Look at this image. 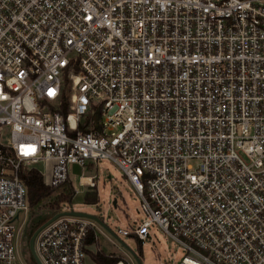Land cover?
Listing matches in <instances>:
<instances>
[{
  "label": "built area",
  "instance_id": "obj_1",
  "mask_svg": "<svg viewBox=\"0 0 264 264\" xmlns=\"http://www.w3.org/2000/svg\"><path fill=\"white\" fill-rule=\"evenodd\" d=\"M99 160L140 198L118 234L264 264V0H0V264H20L21 171L93 188ZM92 225L43 227L39 264H84Z\"/></svg>",
  "mask_w": 264,
  "mask_h": 264
},
{
  "label": "rangeland",
  "instance_id": "obj_2",
  "mask_svg": "<svg viewBox=\"0 0 264 264\" xmlns=\"http://www.w3.org/2000/svg\"><path fill=\"white\" fill-rule=\"evenodd\" d=\"M36 168L40 169V166ZM69 168V180L74 188V195L68 205L61 204L59 206L58 212L68 207L74 211L93 215L100 219L108 230L123 243L122 245L106 229L87 219L93 224L96 242L88 245V253L84 264H95L91 259V254L95 253L98 248L106 254L119 256L125 264H136L125 247L139 256L141 264H176L185 255L186 252L183 248L173 238L164 234L155 224L149 227L150 237L141 244L140 249L135 238L118 234V229L129 230L135 226V223L140 222L142 213L139 207V195L134 191L117 165L110 161L99 160L96 167L87 166L83 174L95 177L93 188L79 185L80 168L75 165ZM86 192L95 195L94 202L84 200ZM53 196V194L50 195L39 206H29V210L21 214V218L24 219L25 230L17 243V255L20 264H37L28 249L27 227L32 220L38 219L39 215H43L39 222L43 221L44 214H48L49 210L41 207V205L43 206ZM139 251L141 255H139Z\"/></svg>",
  "mask_w": 264,
  "mask_h": 264
},
{
  "label": "trees",
  "instance_id": "obj_3",
  "mask_svg": "<svg viewBox=\"0 0 264 264\" xmlns=\"http://www.w3.org/2000/svg\"><path fill=\"white\" fill-rule=\"evenodd\" d=\"M20 178L25 184L27 191H28V204L30 207L39 206V204L46 200L50 195H54L52 198L48 199L46 203L41 207L47 208L48 214H44L45 218L42 222H39L41 217L43 215H39L38 219L32 220L28 227H27V236L30 237V235L33 233L35 229H37L43 222H45L51 215L58 212V208L61 204H69L73 195H74V188L72 186V183L70 181H65L61 184H59L56 187H49L46 186L43 183V178L41 174L35 170V169H24L20 173ZM84 200L86 202H94L95 195L90 192H86L84 194ZM130 237H133V235H129ZM136 239V238H135ZM137 240V239H136ZM95 231L94 228H90L89 233L86 237L85 244L86 245H92L95 243ZM138 247L140 249L141 242L138 241ZM88 253V250H86ZM139 255H141V252L139 251ZM91 259L95 264H115L118 261H122V259L119 256L113 255V254H106L99 248L96 250L95 253L91 254Z\"/></svg>",
  "mask_w": 264,
  "mask_h": 264
},
{
  "label": "water",
  "instance_id": "obj_4",
  "mask_svg": "<svg viewBox=\"0 0 264 264\" xmlns=\"http://www.w3.org/2000/svg\"><path fill=\"white\" fill-rule=\"evenodd\" d=\"M61 216H72V217H77V218H84V219H90L92 221H94L95 223H97L98 225H100L101 227H103L104 229H106L118 242H120L122 245L123 243L110 231L108 230V228L103 224V222L98 219L97 217L93 216V215H89L83 212H79V211H74L72 208L68 209V210H63L61 212H58L54 215H52V217H50L47 221L43 222L37 229H35L33 231V233L30 235L29 239H28V249L31 252V254L33 255L35 261L37 264H39V261L37 260L35 253H34V249H33V244H34V238L36 236V234L46 225H48L50 222H52L53 220L61 217ZM128 252L130 253V255L132 256L134 262L136 264H141L140 262V258L139 256L134 253L133 251H131L129 248L125 247Z\"/></svg>",
  "mask_w": 264,
  "mask_h": 264
},
{
  "label": "bare ground",
  "instance_id": "obj_5",
  "mask_svg": "<svg viewBox=\"0 0 264 264\" xmlns=\"http://www.w3.org/2000/svg\"><path fill=\"white\" fill-rule=\"evenodd\" d=\"M83 181H86V179H83Z\"/></svg>",
  "mask_w": 264,
  "mask_h": 264
},
{
  "label": "crops",
  "instance_id": "obj_6",
  "mask_svg": "<svg viewBox=\"0 0 264 264\" xmlns=\"http://www.w3.org/2000/svg\"><path fill=\"white\" fill-rule=\"evenodd\" d=\"M89 247V246H88Z\"/></svg>",
  "mask_w": 264,
  "mask_h": 264
}]
</instances>
